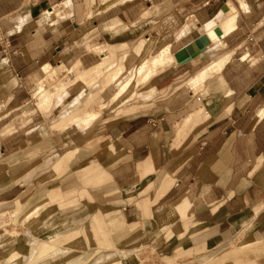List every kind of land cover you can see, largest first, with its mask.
I'll use <instances>...</instances> for the list:
<instances>
[{"label":"crops","instance_id":"crops-1","mask_svg":"<svg viewBox=\"0 0 264 264\" xmlns=\"http://www.w3.org/2000/svg\"><path fill=\"white\" fill-rule=\"evenodd\" d=\"M87 1L0 0V212L27 206L18 220L29 216L47 236L20 264H87L106 246L149 240L171 216L178 228L170 239L184 233L188 252L244 232V249L222 264H264V253L248 252L264 242V0H122L104 10L100 2L88 10ZM229 5L234 21L217 48L210 42L186 62L157 66L122 110H102L143 43L168 40L162 45L173 54L204 33L172 50L182 30ZM174 17L182 21L166 34ZM103 44L124 67L121 79L99 89L110 70L93 91H65L86 58H100L89 48ZM219 57L222 68L199 83ZM149 87L154 94L143 98ZM91 93L99 114L86 123L81 110ZM43 164L47 174L38 176ZM57 225L60 232L49 231ZM76 240L83 248L70 247Z\"/></svg>","mask_w":264,"mask_h":264},{"label":"rangeland","instance_id":"rangeland-1","mask_svg":"<svg viewBox=\"0 0 264 264\" xmlns=\"http://www.w3.org/2000/svg\"><path fill=\"white\" fill-rule=\"evenodd\" d=\"M116 1L122 0H115L113 3L107 5L106 3L104 4L102 0H88L87 9L90 10L92 8V4L96 6L99 2L101 5V10L107 8L109 9L112 5H114ZM181 21L182 20H177L176 17H174L170 23V26L168 27V31L166 30V34L172 33L177 28V25L181 23ZM200 32H202V29L197 23H190L188 27L181 31V37L183 39L178 42L176 41L178 44L174 43L173 46H171V49H175L176 46L181 42L191 39ZM204 33L209 37L210 42L215 44L213 48H217L218 43L221 41V38H218L219 36L216 35L215 32L204 31ZM166 41L168 40H165V42ZM165 42H163V39H161L159 42L161 44H158L159 46H154L153 42H149L146 46L143 43L140 48L137 63L132 67L130 75H128L118 83L116 92L111 95L109 100V87L107 88L108 90H106L102 95L101 100H108L107 103L104 102L101 104V107H104L102 110H105L106 112H110L111 109H113V112L122 110L126 104V102H124L126 100V96L127 94H130L132 92V88H134L138 84H146L148 80H150L152 76H154L157 72V66L161 64L164 66V64H168L173 60L174 57L172 51L170 50V46L165 49L160 48V46H162V43ZM112 48V46H108L105 44L98 47H90V52L94 55L100 56V58L96 62H92L89 60V58H86L84 60V69L77 72L76 77H74L73 79H69L65 83V91H70L76 86L80 85H83L86 88H90V90L93 91V88L95 86H98V79L110 70H112V72H109L108 78L102 83L101 86H99V89L105 88V86L111 84L112 82L115 83L119 81L124 74V67L116 66V59L114 57ZM65 70L66 69L61 70L62 73L65 72ZM61 71H59V73ZM116 74H120V76L117 78V80H113L112 78ZM54 84L56 85V83ZM62 86V83L58 84L59 88H62ZM39 94H42V96H39L41 98L44 96L42 91H40ZM153 94V87H149L148 92L143 98H149ZM94 97V93H91L89 96H87L88 99L84 102L85 107L81 110L85 111L84 109H88L87 112L91 110L89 114L86 112V115L89 117V120L85 119L86 123L90 122L99 114V111H95L90 104L93 101ZM131 98L133 99V97ZM117 103L121 105V107H118V109H116L115 106H110ZM109 106L112 108H110ZM38 170L39 176L40 173L46 171L45 164L39 165ZM48 173H52V169ZM63 173L64 170L60 171L57 175L56 173H53V177L51 179L56 182L57 178L60 177ZM29 176L30 173H28V177ZM38 184L39 186L45 185V182L41 181L40 183L39 181ZM26 208L27 206H21V208H17L15 212L9 210L0 212V223L3 224H0V250L6 252V264H20L21 262L29 260L35 250L36 244H44L45 242L42 240L47 238V236H42L41 234L40 236L39 234H37L36 229H34L36 227L35 223L29 219V216L26 218L27 220H18L19 217L24 216V213L27 210ZM13 209L14 208L11 205L10 210ZM7 212L9 213L10 217L8 216ZM178 215L183 219L186 218L185 214L182 216V214L179 213ZM38 216V220H42V218L44 217L43 214H39ZM177 222L178 220L176 221V223L174 222V220H172V216L167 217L166 220L162 221L157 230L152 233V236L149 240L137 242L135 244L129 243L126 246H124L125 242H120V246H106L102 248L98 253L94 254V256H92L90 260L87 261V264H222L227 258L236 256L241 250L244 249V247H242L240 251L236 250L238 248L237 246L245 241L247 237V235L242 232L233 236L232 238H229V240H227L224 244H216L214 248L210 247L208 250L190 253L188 252V248L186 247V239L185 237L183 238L184 233L175 234V236L170 239L172 235L171 232L177 230L178 228ZM30 227H32L33 229H31ZM51 227L52 226H50V228ZM56 228L59 229V231L57 230V232H60V230L62 229L61 225H57L53 226L49 231L56 232ZM165 231L167 235H165ZM167 239L170 240L165 243V240ZM71 243L72 244L70 247L83 248L80 240H76ZM224 252L228 253L223 254ZM248 252L250 255H260L264 253V242L260 245L259 249L253 250L252 248ZM87 255L88 252L86 251L83 256L85 257ZM43 261H46V257H41L37 262Z\"/></svg>","mask_w":264,"mask_h":264},{"label":"bare ground","instance_id":"bare-ground-1","mask_svg":"<svg viewBox=\"0 0 264 264\" xmlns=\"http://www.w3.org/2000/svg\"><path fill=\"white\" fill-rule=\"evenodd\" d=\"M103 1V3L105 4L106 3V5L107 4H111V3H113L115 0H102ZM234 16H235V12H232V13H230V14H226L224 11H223V9L219 12V13H217L215 16H213V17H211V18H209L208 20H206V21H204V24L202 23V24H200L201 25V28H202V30H204V31H209V32H214V29L215 28H220V30H221V35L218 37V38H221V37H223L226 33H228L230 30H231V28H232V23H233V21H234ZM192 18H194V17H192ZM189 20H187V22H188ZM224 24V28H222L221 26ZM206 25V26H205ZM169 44V43H168ZM169 45H162V46H160V48L162 49V48H167ZM173 46V45H172ZM173 57H174V55H173ZM175 58V57H174ZM211 61H213V60H211ZM225 61H226V57H219L216 61H214L213 63H211L210 65H208L207 67H205V69L203 70V72L199 75V77L197 78V80H198V82L200 83V82H202L205 78H206V76L209 74V72L210 71H218V70H220L221 68H222V66H223V64L225 63ZM95 69V68H94ZM61 70H64V68L62 67L61 68ZM61 70H57V69H54L53 70V74H55V75H57L58 73H59V71H61ZM93 72V71H92ZM90 74V73H89ZM96 74V73H95ZM55 75H53V77L55 76ZM88 75V74H87ZM120 76V74H116L112 79L113 80H117V78ZM197 84V83H196ZM44 85V84H43ZM45 86V85H44ZM45 88V87H44ZM42 86H41V91L43 92L44 89ZM53 89H55V87H52ZM44 93V92H43ZM45 94V93H44ZM42 95V94H41ZM47 95V94H46ZM88 114H89V112H88ZM86 120H89V117L87 116L86 118H85ZM43 206V205H42ZM42 206H41V208H42ZM39 208H40V206H39ZM40 208V209H41ZM38 210V207H37V209L36 210H33V211H37ZM1 214V213H0ZM7 214H8V216H9V213L7 212ZM29 214V213H28ZM30 214L32 215V212H30ZM6 215V214H5ZM30 215V216H31ZM2 217V216H1ZM10 217V216H9ZM8 217V218H9ZM25 219V218H24ZM1 220V219H0ZM5 220V219H4ZM3 220V221H4ZM25 220H27V219H25ZM11 221V220H10ZM3 223V222H2ZM4 223H6V222H4ZM12 223V222H11ZM1 224V223H0ZM1 225H3V224H1ZM43 245V244H42ZM242 249V247H239L238 246V248L236 249L237 251H240ZM68 250V249H67ZM40 251H41V249H40Z\"/></svg>","mask_w":264,"mask_h":264},{"label":"water","instance_id":"water-1","mask_svg":"<svg viewBox=\"0 0 264 264\" xmlns=\"http://www.w3.org/2000/svg\"><path fill=\"white\" fill-rule=\"evenodd\" d=\"M223 11L226 14H230L236 11V7L234 5L225 6L223 8ZM214 32L218 36L221 35L220 28H215ZM209 43H210L209 37L205 33H202L201 35H199L198 37L187 43L185 46L175 51L173 55L178 63H183L195 57L199 53L203 52Z\"/></svg>","mask_w":264,"mask_h":264}]
</instances>
